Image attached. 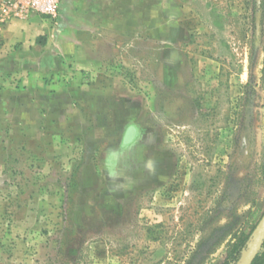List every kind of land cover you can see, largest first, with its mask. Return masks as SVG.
<instances>
[{
  "label": "rangeland",
  "instance_id": "rangeland-1",
  "mask_svg": "<svg viewBox=\"0 0 264 264\" xmlns=\"http://www.w3.org/2000/svg\"><path fill=\"white\" fill-rule=\"evenodd\" d=\"M29 16L0 23V264H220L264 212V0H60L99 62L37 119L2 56Z\"/></svg>",
  "mask_w": 264,
  "mask_h": 264
},
{
  "label": "crops",
  "instance_id": "crops-1",
  "mask_svg": "<svg viewBox=\"0 0 264 264\" xmlns=\"http://www.w3.org/2000/svg\"><path fill=\"white\" fill-rule=\"evenodd\" d=\"M43 18L51 19L42 15L31 14L25 21H13L11 24H7L1 32L4 40L3 48L7 49L2 50V56L5 59L4 64L7 65L11 59L19 67L20 83L19 81L16 83L22 85L21 91L23 93H28V102L25 105L34 111L35 118L39 115L37 109L40 105L62 104L63 97L66 98L64 105L68 104L66 100L67 91L70 87L68 82L70 81L64 80L68 62L75 61L78 64V71L72 72L75 74V77L71 79L74 82L83 79L87 74L85 70H90L99 62L95 53L86 48L89 46L88 40L94 39L92 31L85 29L86 24L84 22L77 24L78 26L74 29L70 28L73 26L71 24L67 26L60 23L57 32L52 33L54 29L47 26L46 22L42 23ZM100 22L101 19L98 24ZM31 29L37 32L31 35L29 31ZM92 30L95 31L94 28ZM39 36L42 38L40 42H37L36 39ZM11 48L13 50L9 52ZM52 89L57 91L52 92ZM75 89L82 90L81 94L85 98L90 93L88 85L80 84V87ZM35 113L38 115L35 116ZM13 115L12 120L9 119L8 122L14 121L13 129L19 130L22 119L17 118L16 114ZM44 117L57 118L62 123L66 114L60 113L56 117H52L46 113ZM44 117H39V120ZM48 120L52 122L51 119ZM37 122L39 123L38 120Z\"/></svg>",
  "mask_w": 264,
  "mask_h": 264
},
{
  "label": "built area",
  "instance_id": "built-area-1",
  "mask_svg": "<svg viewBox=\"0 0 264 264\" xmlns=\"http://www.w3.org/2000/svg\"><path fill=\"white\" fill-rule=\"evenodd\" d=\"M60 9V0H0V23L12 18H26L31 14L55 18Z\"/></svg>",
  "mask_w": 264,
  "mask_h": 264
},
{
  "label": "trees",
  "instance_id": "trees-1",
  "mask_svg": "<svg viewBox=\"0 0 264 264\" xmlns=\"http://www.w3.org/2000/svg\"><path fill=\"white\" fill-rule=\"evenodd\" d=\"M264 71V68H263ZM251 241V234H244L232 243L228 250L226 257L220 264H236L240 260L242 253L247 248ZM263 251L259 252L253 259L251 264H264V243L262 245Z\"/></svg>",
  "mask_w": 264,
  "mask_h": 264
},
{
  "label": "water",
  "instance_id": "water-1",
  "mask_svg": "<svg viewBox=\"0 0 264 264\" xmlns=\"http://www.w3.org/2000/svg\"><path fill=\"white\" fill-rule=\"evenodd\" d=\"M264 243V212L253 229L251 241L236 264H251Z\"/></svg>",
  "mask_w": 264,
  "mask_h": 264
}]
</instances>
